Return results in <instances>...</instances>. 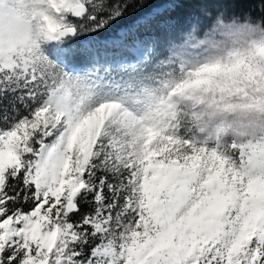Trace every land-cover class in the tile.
<instances>
[{
  "label": "snow or ice",
  "instance_id": "snow-or-ice-1",
  "mask_svg": "<svg viewBox=\"0 0 264 264\" xmlns=\"http://www.w3.org/2000/svg\"><path fill=\"white\" fill-rule=\"evenodd\" d=\"M198 2L160 47L145 0H0V264H264V151L171 120L220 68L186 42L264 0Z\"/></svg>",
  "mask_w": 264,
  "mask_h": 264
},
{
  "label": "clouds",
  "instance_id": "clouds-1",
  "mask_svg": "<svg viewBox=\"0 0 264 264\" xmlns=\"http://www.w3.org/2000/svg\"><path fill=\"white\" fill-rule=\"evenodd\" d=\"M0 23L7 34L14 21L6 16ZM224 25L186 42L190 64L220 68L208 74L211 83L191 93L192 99L175 101L171 120L191 118L181 104L195 106L202 114L195 121L198 136L259 154L264 151V24L238 20Z\"/></svg>",
  "mask_w": 264,
  "mask_h": 264
},
{
  "label": "rangeland",
  "instance_id": "rangeland-1",
  "mask_svg": "<svg viewBox=\"0 0 264 264\" xmlns=\"http://www.w3.org/2000/svg\"><path fill=\"white\" fill-rule=\"evenodd\" d=\"M167 3V2H165ZM165 4H163L164 7ZM156 12V9H150L143 17L151 16ZM199 22L207 23L204 6L195 7L185 14V18L170 19H151L149 22V30L144 34L151 37L155 41L160 39L161 47H164L169 42L179 40L184 32L193 24ZM160 28V29H158ZM160 34V35H159Z\"/></svg>",
  "mask_w": 264,
  "mask_h": 264
},
{
  "label": "trees",
  "instance_id": "trees-1",
  "mask_svg": "<svg viewBox=\"0 0 264 264\" xmlns=\"http://www.w3.org/2000/svg\"><path fill=\"white\" fill-rule=\"evenodd\" d=\"M167 0H145V7L141 9L139 13H137L135 16L130 17L128 20L124 21L125 24H130L133 22L141 13L145 12L149 8H151L154 5L161 4L163 2H166ZM202 4L198 2V0H184L181 7L174 8V9H167V10H161L163 14H158L157 18L162 19H170L173 18H181L182 20L185 18V14L188 13L191 9L195 7H199ZM243 9V5H238L235 10L241 11ZM159 12V13H160ZM160 29V28H158ZM160 35V34H159Z\"/></svg>",
  "mask_w": 264,
  "mask_h": 264
}]
</instances>
